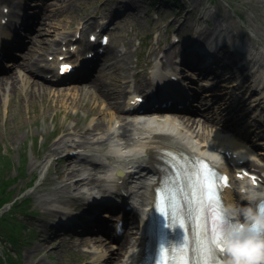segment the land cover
Returning <instances> with one entry per match:
<instances>
[{"label": "rangeland", "instance_id": "374dc122", "mask_svg": "<svg viewBox=\"0 0 264 264\" xmlns=\"http://www.w3.org/2000/svg\"><path fill=\"white\" fill-rule=\"evenodd\" d=\"M114 1L24 0V3L27 8H30L29 12H38L41 8L43 17L45 14L53 15L50 16L52 18L44 20L46 23L52 22V25L55 26L54 29L42 24L44 23L43 19L35 26V32L40 31L41 36L51 39L58 33L71 30L80 18L90 16L97 21L100 15L106 16L112 6L115 9L123 7ZM157 1L124 0V3H128L132 8H127L116 21V28L111 32L109 49L104 56L102 65L113 61L117 50H120L119 54L121 53V55L117 57L115 64L106 66L96 75L107 82L108 87L116 86L115 78L118 76L121 78L123 74L120 75V73L124 69L127 70L125 72L126 79H129L133 73L146 69L144 63L153 61L160 51L168 49L172 44L178 49L181 43H171L168 37L169 29L175 30L181 35V39L186 41L189 36L184 31L192 24L196 25V21H200L203 16L211 19L215 25L217 24L219 35L223 38L242 39L250 44L256 43L264 46V0H177L178 5L173 9L164 4L155 6ZM56 12L57 15H55ZM60 12L61 15H59ZM168 13L170 14L166 16ZM196 28L195 40L202 41L208 26L206 27L204 22L200 21ZM28 36L27 40L30 38ZM138 38L143 39L142 44H138ZM17 53L16 58L20 57L19 52ZM137 54L139 55L137 56ZM39 55L41 56V53L38 54L34 51L27 54V57L37 58ZM19 61L25 65V68H28L26 64H29L33 69L36 67V63L31 64L27 58L19 59ZM135 61L138 62L141 69L134 67ZM18 68L23 70L24 67L11 65L7 67V71L14 72V69ZM220 70L227 71L226 68H220ZM185 73L193 78L196 77L194 73L191 74L188 71ZM140 76L139 74L138 80H140ZM222 77L215 80L217 82L216 90L224 88L221 87V84L226 80ZM198 81L200 83L194 86L201 89L200 84L205 83L206 80L201 78ZM70 85L84 86L83 89L88 90V85H84V83ZM70 85H52L38 77H30L27 78V82L19 84L14 92H0V152L11 158L12 166L9 169V175H19L15 183L11 185L16 198L28 197L29 209L32 210L31 214H18L32 226L34 237L29 239L26 244L19 243L18 247L10 248L8 251L15 253L14 258L19 259V264H92L93 254L91 251L94 248L90 239L92 235L71 234L69 231L58 230L56 226H53L58 222L57 210L61 209V206H76L81 210L86 206L84 204L86 198H74L81 191H72L69 188L57 189L63 183L57 178L58 171L63 169L67 163L60 158L65 153L64 147L51 155L48 148L58 140L57 134L73 125L74 120L81 121V126H86L96 118L98 123L105 128L111 119L109 113L108 115L100 114V119L98 118L99 113L92 112L97 107L104 110L106 102H98L94 97H90L88 92L77 100L76 105L71 100L63 99L68 95L60 98L54 95L56 89L68 88ZM237 94H240V91ZM211 108L210 110H212ZM89 115H93L95 118L90 116L87 119ZM233 120V117L223 118V122L227 125L234 123ZM234 126L237 129H243L241 123L234 124ZM230 132L232 131L228 133ZM261 134H264L263 129ZM262 141L264 142V139ZM106 146L103 145L102 148H106ZM258 151L264 154V146H261ZM23 155L26 156L25 162H23ZM88 160L103 161L97 156ZM260 163L264 165V162L260 161L259 165H261ZM20 167L22 168L19 169ZM251 168L264 177V166L262 169ZM102 172L97 175L102 177ZM84 174L86 171H80L74 177ZM75 213L77 212L73 211V214ZM83 240L85 243L81 242ZM44 242H48V244H44ZM3 244L9 246L7 239L4 238ZM116 244L109 243L103 249L107 256L114 257L112 259L117 262L116 264H122L119 262L122 258L121 253L117 252L116 254L113 250ZM0 264H4L1 258Z\"/></svg>", "mask_w": 264, "mask_h": 264}, {"label": "bare ground", "instance_id": "6f19581e", "mask_svg": "<svg viewBox=\"0 0 264 264\" xmlns=\"http://www.w3.org/2000/svg\"><path fill=\"white\" fill-rule=\"evenodd\" d=\"M6 1L8 2V0H0V2L3 3ZM64 1L65 0H63V2ZM55 15H57V12ZM59 15H61V12ZM50 16L53 15L45 14L43 17L41 14L38 24L41 22V19H43L42 22L44 23L42 24L54 29L55 26L52 25V22L46 23L44 20L52 18ZM91 24L92 22L89 19L83 20L81 28L84 26L88 27ZM5 29L4 26H1L0 32ZM77 29L78 28H75V30ZM35 33L36 34L30 38V41L25 44L24 49L26 51L22 52L21 59L27 58L28 61L33 57H27V54L33 53L34 51L40 54L42 50L49 47L50 43H56L55 37L51 40L49 37L41 36L42 33L40 31H36ZM48 34L51 33L48 32ZM64 35L65 34H63L61 38H64ZM8 38L9 34H0V45L2 43H7ZM199 45H202V43ZM260 48L252 55V58L255 61L259 60L261 56L264 55V47L261 46ZM174 51L175 48L172 45L171 48L166 50L160 58V62L168 66L171 62ZM158 65L157 62L153 65L149 75L144 76V82L146 85L150 83L151 76H155L156 78H162V76H164L165 70L161 71ZM15 66L20 68L24 67L23 70L26 74L21 73L19 68L14 69V72H10V70L0 71V92H14L19 84L27 82V78L29 79V76L27 75L28 73L33 74L32 71L25 68L21 61L14 63V67ZM117 81L118 80L115 78L114 84L116 86ZM86 84L88 85V90L83 89L84 86L79 87L77 85H70L68 88L63 87V89H56L54 95L58 98L68 95L63 99L71 100L72 103L76 105L77 100H79L84 93L88 92L90 97H94L98 102H106L104 110L102 108L100 110V108L97 107L94 108L92 112L99 113L98 117L100 119V114L103 113L108 115L109 113L111 119L109 124L105 128L98 122L85 127H81V123L75 124L71 129L76 132L80 130L81 138L77 139L72 137L67 140L66 135H69L70 132L65 131L58 140L51 144L48 148V152L51 155L52 153L59 151L62 147H68L66 151H71L73 149L87 146H103L108 143L109 139L115 136V133L119 136L133 138L134 145L129 153H124L123 149H119L111 144L110 148L101 153L104 158L101 162L95 160L91 161L85 157L77 158L75 156L67 155V158L64 159L67 163L63 169L58 171L57 175L59 181L63 182L57 189L69 188L72 191L80 192L82 188H86V191H83V193L90 195L92 198L94 197L91 192L94 188H98V190H108L109 192L116 191L117 195L122 197L120 205L127 203L131 205V210L137 218V222L128 225L130 233L133 236V241L129 240L127 235L123 236L118 241V245H120L119 247L121 248L120 250H122V248L125 250V253L122 255L123 260L121 261L123 264H137L141 257L143 236L140 227L143 223L140 221V213L145 206V201L150 198L152 199L154 179L158 178L159 173L158 165L162 163L161 158L166 156L168 151L167 148L181 150L189 154L202 152L203 154H208L210 158L217 162V153L213 152L214 147L216 146L218 149L220 147L229 146L238 154L247 157V164L254 165V167L257 166L259 169L263 168V166L259 165V162L260 160H264V154L257 150V144L246 139V135L239 136L241 135L240 129L235 128L233 125H225L221 120L224 116L232 115L234 108H237L244 99L237 98L233 103L230 102L229 108H217V110L220 111L219 113H221L220 118L217 115V111L210 113V111L205 108L207 107V104H209L208 107L211 106L210 102L215 103L223 101L226 97L221 94H214L211 89L209 90L207 88L208 91L207 89H202L203 94L201 95L206 97V100H203L201 97L198 98V100L202 102L203 109L198 111L194 116L191 115L193 116L192 118L188 117L189 121L181 123L167 117H165L164 120L155 119L145 121L139 120L141 117L140 115L143 114L131 113L118 102L117 98L120 97L123 92L116 86L112 85L113 87H108V83L102 80L99 76L89 78ZM212 85L210 87H213ZM233 87L238 88V83H235V86ZM246 88L247 87H245L244 90H246ZM117 122H119L118 126H116ZM233 122L235 123L236 121L233 120ZM246 122V120L243 122L240 121L241 124H246ZM229 131H232L231 134H228ZM217 143L219 145H217ZM113 168L120 169L114 174V176L110 175ZM136 168L138 169L136 173H140L139 175L131 172ZM102 170L104 171L102 172ZM80 171H86V174L74 178V176ZM99 172H102V177L97 175ZM252 172L257 173L255 170ZM138 182L142 183V185L134 191V186ZM126 192H128L129 195L124 196ZM233 196L234 194L230 190L226 191V197L229 200V203H232ZM239 199L243 200L241 195H239ZM241 204L245 203L241 202ZM90 239L91 242L96 245L92 251L93 258L91 263L114 264L112 257L107 256V254L103 253L100 249L101 247H107L110 241L100 235H95ZM44 244H48V242H44ZM127 244L130 248H126Z\"/></svg>", "mask_w": 264, "mask_h": 264}, {"label": "snow or ice", "instance_id": "6c2138e0", "mask_svg": "<svg viewBox=\"0 0 264 264\" xmlns=\"http://www.w3.org/2000/svg\"><path fill=\"white\" fill-rule=\"evenodd\" d=\"M70 69L71 65L69 64L59 66L61 72ZM141 99L142 97H137L135 102L138 103ZM192 167L195 169V179L192 182L193 199L190 202L189 216L178 218L181 210L176 208V197L168 188L163 190L165 192L166 208H161L160 211L161 213L167 212L174 221L171 225H179L180 228L185 227L186 220H195L197 225L195 250L200 255V264H223L222 255H224V249L221 243V236L223 232L231 227L232 221L224 218L222 214L223 205L218 195L220 187L218 181L226 184L228 178L226 174L218 175L217 170L203 159L196 160ZM253 183H255V180H253ZM197 193L199 194V199L196 198ZM205 211H207L206 219L204 218ZM186 247L187 245L184 243L176 246L181 253L184 252ZM163 264H189V262L186 258L178 260L173 255L165 259Z\"/></svg>", "mask_w": 264, "mask_h": 264}, {"label": "clouds", "instance_id": "9594fccd", "mask_svg": "<svg viewBox=\"0 0 264 264\" xmlns=\"http://www.w3.org/2000/svg\"><path fill=\"white\" fill-rule=\"evenodd\" d=\"M238 202L223 206L224 218L232 221L222 233L223 264H264V188L254 185L241 186Z\"/></svg>", "mask_w": 264, "mask_h": 264}, {"label": "trees", "instance_id": "16d2710c", "mask_svg": "<svg viewBox=\"0 0 264 264\" xmlns=\"http://www.w3.org/2000/svg\"><path fill=\"white\" fill-rule=\"evenodd\" d=\"M169 1L174 2L175 0ZM11 166V158L0 152V209L3 210L0 213V240L4 237L12 247H16L18 243L33 238V229L29 228L17 215V213H31L30 210H27L28 199L15 200L7 210H4V204L10 202L14 197L11 185L18 179V175H9ZM0 249L5 254L9 264H17L11 257L12 255L9 256L3 244H0Z\"/></svg>", "mask_w": 264, "mask_h": 264}]
</instances>
